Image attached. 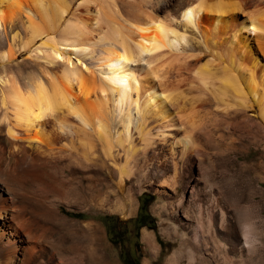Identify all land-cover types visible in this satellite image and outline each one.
I'll return each mask as SVG.
<instances>
[{
	"label": "rangeland",
	"instance_id": "1",
	"mask_svg": "<svg viewBox=\"0 0 264 264\" xmlns=\"http://www.w3.org/2000/svg\"><path fill=\"white\" fill-rule=\"evenodd\" d=\"M115 1L86 0V3L90 4L91 8H98L100 12L108 9L109 11H105L109 14L108 17L112 21L115 19V23L125 28L129 23L136 22V18L126 9V5L145 4L144 0H130V2L122 0L123 5L115 16L110 9ZM156 1L162 16L177 13L175 0ZM213 1L209 0V3ZM73 3L68 9L67 17L70 20L90 19L81 14L83 0H75ZM226 4L228 7L226 14L231 11L225 14L227 33L224 31L225 35H217V40L209 33L207 37L204 36L207 40L202 38L200 31H203L208 24L204 18L201 20V26L196 29L194 27L192 29L190 25L183 27L184 20L180 17L174 21L173 26L177 28L179 25L180 31L185 30V40H181L176 48L173 46L175 49L162 48L163 52L154 64L166 75L172 101L178 105V109L175 110L178 112L176 115L181 117H174L173 121L167 118L168 120L165 119L167 123L165 120H155L154 116L149 117L150 120L148 118L145 125L146 129L150 127L148 128L150 134L145 135L141 140L138 135L141 125L135 126L134 117L137 114L133 108L134 104H130L133 105L130 107L133 119L129 128V141L131 140L130 146L134 151L128 157V175L125 173V176L121 175L118 171V166L125 163L127 147L115 142L116 133L122 130L121 115L127 107L125 106L124 110L118 113L109 102L105 114L107 117L104 120L110 124L113 139L110 150L114 157L108 155L107 145L96 136L90 125L86 126L85 131L77 130L76 127L70 129L68 137L71 138H66L65 141H69V144L64 143L59 149L57 147L56 150L49 151V154L46 152V156L44 154L39 164L32 168L14 169L13 172V165L11 169L8 167L10 174L16 175L14 176L16 179L11 176L12 174L10 175L14 178L11 189L21 193L26 190L25 193L34 195H38V191L42 192L41 194L46 192L45 194L55 197L58 201L57 209L60 215L84 223L93 222L101 229L103 243H100L99 249L104 251V244L108 258L105 257L98 264H264V125L258 116L256 105L251 100H244L232 87L223 88L221 77L224 70L230 69L229 63L225 60L224 62L221 55V58L218 55L212 56L204 50L205 43L207 41L210 43L213 38L215 44L219 42L218 46H211V43L206 45L219 51L218 47L226 45L230 34L239 27L237 25L245 20L247 15L256 13L257 16L264 17L262 12L264 0H257L255 5L243 3L240 5V0H227ZM236 5H239L238 10ZM50 8L53 9L52 6ZM50 8L47 11L48 14L51 12L52 16L53 11ZM40 19V16L36 17L37 21L43 20ZM14 20L11 32L4 31L0 27V55L10 50L14 54L10 63H2L0 60V77L12 75L21 80L40 72V68L45 66L40 52L36 49L43 37H33V30L24 23L23 14H18ZM60 24L62 28L65 22ZM103 24L110 26L113 22L107 19ZM208 26L206 28H210V25ZM241 33L240 35L247 41V47L240 57L242 70L237 76L249 72L247 68L251 67V62L247 53L252 54L251 56L257 60L260 59L262 63L264 61V35L260 36L251 31ZM12 36L14 39H11ZM102 44L97 43L96 50L92 54H86V57L82 53H79L82 58L79 54L77 57L72 54V57L78 63L82 61V67L88 65L87 67L94 70L98 62L96 58L103 54L102 47L106 46ZM99 48L101 51H98ZM55 66L51 64L46 68L58 69ZM132 92L133 95L134 91ZM2 108L0 104V115L4 114ZM189 122H192V126ZM182 124L185 128L181 129ZM74 129L76 132L71 134ZM176 129L183 131H180L178 137L180 134L182 136L186 129L192 132L194 130L193 133L202 137L201 144L205 155L201 157L202 162L198 172L197 170L190 172L189 167L182 169L180 161L173 165L167 140L169 134ZM87 130L91 131L88 132L89 135L86 134ZM82 134L86 135L82 136ZM75 137L77 139L74 140ZM2 141L4 143L3 132L0 129V144H3ZM126 144L128 142H124V145ZM71 145H75L73 147L76 148L73 149ZM180 145L178 143V146ZM69 146L71 149H68ZM1 161L5 163L4 160ZM193 175H196L198 182L192 181ZM19 182H22L21 186L24 187H21ZM203 185L211 188L215 205L208 210H204V206L200 205V209L196 210L193 200L203 204L204 201L195 200L193 195L195 190ZM74 188H77L76 192ZM50 191L53 193L51 194ZM55 193H60L59 197ZM119 208L124 212H116ZM38 221L48 226L46 222ZM196 222L198 225L195 224ZM145 232L151 234L149 241L143 237ZM54 236L55 234H52L51 238ZM62 252L61 256L72 254L68 250ZM54 260L55 264L61 262L59 255H56Z\"/></svg>",
	"mask_w": 264,
	"mask_h": 264
},
{
	"label": "bare ground",
	"instance_id": "2",
	"mask_svg": "<svg viewBox=\"0 0 264 264\" xmlns=\"http://www.w3.org/2000/svg\"><path fill=\"white\" fill-rule=\"evenodd\" d=\"M74 1L0 0V27L4 31L11 32L14 19L18 14H23L24 23L33 30V37H43L36 49L40 52L44 65L49 66L52 64L58 67L56 70L48 69L47 66L41 67L40 72L26 76V79L21 80L12 75L0 77V104L4 110V114L0 115V129L4 136V143L2 141L3 144H0V264H55L56 255H59L61 259L60 264L65 262L68 264H98L105 257L108 258L106 256L107 250L105 252L106 246L103 244L104 251L99 249L100 243H103V235L101 229L95 223H84L60 215L57 209L58 201L55 197H49L48 194H45L46 192L41 194L42 192L40 193L37 190L39 194L34 195L25 193L26 190L21 193L11 189L12 178L16 175L13 176L12 173L11 175L8 167L11 169L13 165L12 171L14 169L28 170L32 168L39 164V160L46 152L49 154V151L57 149V147L59 149L60 145L64 143L68 145L69 141H65L66 138H71L68 137L70 136L68 131L71 132L73 127L85 131L86 126L90 125H92L96 136L107 145L108 155L114 157L111 154L112 148L110 146L113 140L109 128L110 124L104 120L107 117L105 114L110 103L118 113L122 112L125 106L127 107V110L121 115L122 130L116 133L115 142L127 147L125 148V163L118 166V171L121 175H128V157L134 151L130 146L131 140L129 141V128L133 119L130 113V107L133 105L130 104H134L133 108L137 114L134 117L135 126L137 124L141 125L138 130L139 139L141 140L145 138V135L150 134V127L146 129L145 125L149 117L154 116L155 120L158 121H164L165 119L173 121L174 117H181V115H176L178 112L175 110L178 109V105L172 101L171 89L168 88L165 79L166 75L160 72L154 64L160 58L159 56L163 52L162 48L173 46L176 48L178 44L180 45V42L185 40V30L180 31L179 25L177 28L173 26L174 21L180 17L184 20L183 27L190 25L192 29L193 27L196 29L199 28V25L201 26V20L204 18L208 24L203 31L198 30L202 32V38L207 37V33L213 37L215 36V38L217 35L223 36L227 33L225 31L227 0H211L212 3H209V0H175L177 13H168L165 16L160 14L161 10L156 5V0H144L145 4L143 6H135V3L134 5L127 4L126 9L136 18V22L129 23L128 27L126 26L127 28L115 23V19L112 21L108 17L109 14L105 12L108 9L104 12L100 9L103 12L101 13L98 8H91L86 0H83L84 3L82 4L84 5L81 14L82 16H88L86 18L90 17V19L70 20L67 17L68 9L74 4ZM256 1L240 0V5L241 3L254 4ZM123 2L122 0H116L110 6L111 12L115 16ZM238 6L236 7L237 10ZM49 8L53 11L52 16L50 15L51 12L48 14L47 10ZM229 12L231 11H228L227 14ZM262 12H264V9ZM257 15L256 13L249 14L245 20L240 21L237 25L239 27L230 34L229 40H225L227 41L226 45L218 47L219 51L218 49L209 48L206 45L208 41L204 45V50H207L212 56L218 55L220 57L221 55L222 60L229 63L230 69L224 70L221 77L223 88L232 87L244 100H251L256 105L258 116L264 125V61L262 63L259 61L260 59L257 60V58L251 56L252 54L247 53L251 62V67L247 68L249 72H243L237 76V73L242 70L240 57L247 47V41L244 36L240 35L241 32L251 31V33L254 32L260 36L264 35V17ZM38 16L44 22L37 21L36 17ZM107 19L108 21L111 20L113 24L110 26L108 24L107 26L104 25L103 21L107 22ZM64 22L65 24L61 28L60 23ZM208 25H210V28H206ZM11 39H14V36ZM210 41L211 46L219 43L215 41L217 42L215 44L213 38ZM99 42L106 44V46L102 47L103 54L97 58L95 57L98 61L96 68L89 64L95 68L94 70L87 67L88 65L84 66L85 64L82 67V61L78 63L73 59L72 54L76 57L79 53H82L85 57L86 54H92ZM8 44L11 45V43ZM98 51H101V49ZM79 56L82 58L80 54ZM13 57L14 54L10 50L1 54L0 60L2 63H10ZM132 91H134L133 95ZM176 95L178 96V93ZM172 123L174 124L175 121ZM190 124L192 126V122ZM182 127L184 125L180 128L182 129ZM75 129L71 134L76 132ZM89 131L87 130L86 134ZM180 131V129H176L171 132L167 140L173 165L180 161L182 169L189 167L190 172L192 170L198 172L202 162L201 157L205 155V150L201 144L202 137L200 138L193 133L194 130L192 132V130L187 129L184 130L182 136L180 134L178 137ZM86 134H82V136ZM76 137L74 140L78 138ZM124 142H128V144L124 145ZM178 143L181 145L178 146ZM67 145H64V147ZM69 148L71 149L70 146ZM75 148L73 147V149ZM57 153L59 152L57 151ZM117 154L119 157L118 152ZM1 160H4L5 163H2ZM29 179H32V177H29ZM193 180L198 182L196 175L192 176ZM18 181L19 179L17 183ZM21 184L22 182H19L20 186ZM41 187H43L42 184ZM74 189L76 192L77 188ZM50 193L53 192L50 191ZM55 195L59 197L60 193H55ZM193 196L195 200L204 201L203 204L193 200L196 210L200 209V205L204 206V210H208L215 205V198L208 185L198 187ZM116 212L123 213L124 210L119 208V211ZM38 220L46 222L48 226L40 224ZM195 224L198 225L197 222ZM54 225L56 226L54 227ZM52 234H55L54 238H51ZM67 236H70V238ZM143 237L149 241L151 234L145 232ZM64 250L71 251L72 254H62L63 256H61Z\"/></svg>",
	"mask_w": 264,
	"mask_h": 264
}]
</instances>
